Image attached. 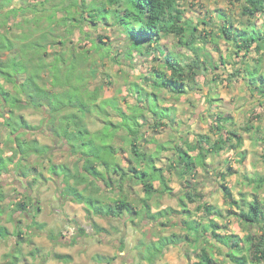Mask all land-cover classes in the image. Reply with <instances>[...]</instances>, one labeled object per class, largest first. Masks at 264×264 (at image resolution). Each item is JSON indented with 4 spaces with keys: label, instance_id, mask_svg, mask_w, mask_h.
I'll use <instances>...</instances> for the list:
<instances>
[{
    "label": "trees",
    "instance_id": "trees-1",
    "mask_svg": "<svg viewBox=\"0 0 264 264\" xmlns=\"http://www.w3.org/2000/svg\"><path fill=\"white\" fill-rule=\"evenodd\" d=\"M180 1L104 0L97 6L89 5L88 7L83 3L81 10L76 9L80 17H70L79 24L88 21L96 25L101 19L107 20L109 15H113L115 25L123 30L129 39L127 56H131V51L134 49L157 51L161 56L154 57L161 64L159 67H154L151 76L142 77L146 85L148 84L154 91L148 90L145 85L133 83L129 87V93L135 96L138 102L133 104L127 102V111L118 105L115 98L97 101V89L92 91L86 89L85 77L78 82H72L71 77L74 71L73 75L69 76L70 64L59 61L56 57L53 61L47 62L42 57L35 56V45L41 47L43 44L30 40L22 45L20 53H12L13 40L2 34L3 36L0 37V119H2V125L9 129V139L14 144V152L6 157V162L14 164L13 171L25 178L33 170V167H29L26 163L22 166L21 163L26 158L34 154L44 160L52 154L51 150L54 146L41 143L37 138L31 140L19 138L22 133L20 129L27 131L38 129L27 123L26 119L18 113L27 105H32L47 113L48 124L46 125L50 129V134L62 143H66L68 153L76 157L71 167L65 163H50L48 170H51L55 176L64 178L63 190L60 192L62 198L86 204L89 220H91V212L113 218H123L126 212L132 221L135 218L140 221L149 218L157 223L159 219H168L176 213L178 218L176 224H181L183 233L172 232L169 235H159L156 240L146 245L142 258L153 263L163 255L167 247L183 243L185 246H190L196 253L197 259L192 264H226L227 262L264 264V202L256 193H253V197L249 200L241 191L239 196L235 197L231 188L226 183H221L224 202L228 205L223 210L205 201L206 194L201 191L200 181L197 180L198 169L202 168L209 172L206 160L210 155L219 154L227 148L237 149L243 143L242 135L236 130L222 132L224 122L229 121V115L217 113L215 129L220 135L216 139H211L208 133H195V138L183 139L181 143L174 140L170 146L157 143L152 152L144 150L139 143L143 138L141 129L144 123L149 124L148 128L159 129L176 122L174 107L165 106L157 91L165 90L173 95H181L189 82L192 86L196 85V76L201 70L204 71L208 68L207 66L214 69L218 67L209 53H204V58L201 59L199 54L202 47L197 48L196 44L203 42L205 37L201 38L197 26L190 18H185ZM238 1L241 5V14L247 22L242 23L240 27H234L226 13L218 12L217 16L222 24L218 26L217 34L231 42V46L234 47L233 54L242 52L243 56L247 57L251 52L259 53L260 56L256 58L254 65L246 60L243 69L241 71L235 69L232 76H243L253 86V90L264 96V73L261 71V56L264 55V20L261 27H258L254 20L258 15L264 17V0ZM18 11L19 9L15 8L7 10L9 16L16 15ZM84 12L89 19L84 17ZM167 36L176 37L179 43L193 49L195 57L184 64L179 57L167 52L160 44L161 39ZM97 38L102 42V36L98 35ZM24 48L29 50V54L24 52ZM6 51L11 54L3 58L1 54ZM221 61L225 62L222 58ZM59 62H63L64 71L61 70ZM73 62L75 65L78 63L75 59L71 61ZM160 65L163 66L160 67ZM49 66L54 69L58 77L54 76V79H51L48 74L41 75V72L47 70ZM19 74H22L23 78L17 82ZM5 82L11 83L14 89H9ZM107 106L117 112L119 121L114 122L106 118L109 116ZM93 109L105 118L102 119V127L94 130L90 128L86 116V112L92 113ZM140 118H143V121H140ZM147 118L152 121H147ZM243 128L249 131L252 125L247 124ZM120 130L125 131L126 135L123 138L132 155L127 166L117 161L118 148L122 147L114 146V137ZM166 150L172 151L168 163L165 167L157 166L156 160L161 152ZM80 161L83 163L79 164ZM6 162L0 155L3 168L7 167ZM165 171L175 174L181 180L182 188L176 195L179 209L167 207L152 212L150 200L155 194L172 193ZM35 172H37L35 181L38 176L45 179L43 172L38 171L36 167ZM231 172L233 170L229 166L226 171L220 172V178L225 181ZM250 180L255 181L257 187L264 185V175ZM156 181L159 187L156 186ZM128 183L130 186L140 185L143 197L131 199L127 196L123 186ZM80 185H83V188L80 189ZM102 191H105L104 199L98 197ZM109 191L117 194L109 195ZM6 196V192L0 185V216L4 212L3 202ZM189 204L196 205L191 209ZM32 205L30 197L27 196L26 200L20 199L15 203V210L25 213ZM194 210L201 211L202 217L196 218ZM203 216L207 217L206 221H203ZM227 218H235L244 227L256 225L260 233H247L242 236L230 231V222ZM91 225L97 232L107 231L95 222ZM84 233L83 228L77 227V236ZM9 234L8 228L0 224V238H5ZM15 235L19 239L23 238L20 231H17ZM75 241L76 238L70 242ZM121 242L120 249L123 248V238ZM208 243L210 248L215 247L220 250L222 261L215 260V253L207 247ZM142 245H145L144 240L139 241V246ZM10 257L11 264L19 262L18 255ZM57 257L61 256L57 255ZM113 258L99 254L94 257L100 262L99 264L110 263V259Z\"/></svg>",
    "mask_w": 264,
    "mask_h": 264
},
{
    "label": "rangeland",
    "instance_id": "rangeland-1",
    "mask_svg": "<svg viewBox=\"0 0 264 264\" xmlns=\"http://www.w3.org/2000/svg\"><path fill=\"white\" fill-rule=\"evenodd\" d=\"M102 1L104 0H0V14H2L0 16V37L6 35L13 40L12 53H20L22 45L30 40L43 44L41 47L35 45V56L42 57L47 62L53 61L56 57L59 61L70 64L68 67L69 76H72L74 71V75L71 77L72 82H78L85 77L87 79L86 89L88 88L89 91L97 89V101L112 97L117 100L123 110L127 111V102L131 104L138 102L137 98L133 95L130 96L129 93V87L133 83L145 85L148 90L154 91L152 87L146 85L142 77L151 76L154 67H159L161 64L154 57L161 56L157 51L136 49L131 51V56H127L129 39L127 34L115 25L113 15H109L107 20L101 19L96 25H92L88 21L79 24L78 21L71 19L80 17V13L76 9L81 10L83 3L88 7L89 5L97 6ZM180 4L185 18H190L197 26L201 38L205 37L203 42L196 44L197 48L202 47L199 54L201 59L204 58V53H209L212 55V61L218 67L214 69L207 66V69L201 70L196 76V85L192 86L189 82L185 92L181 95H173L165 90L157 91L165 106L174 107L177 122L169 123L167 128L161 127L163 130L159 132L152 128H143V135L146 141H152L154 144L161 142L166 146H170L174 140L181 143L183 139L195 138V133H208L211 139H216L220 135L215 129L217 113L229 115V121L224 122L222 132L226 133L230 129L236 130L242 135L243 143L237 149L227 148L219 154L208 157L209 172L201 169L197 176V180L200 181L199 186L206 194L205 201L223 210L226 209L228 205L224 202L220 187L221 183H226L235 197H238L241 191L249 200L253 197V193H256L258 198L264 202V185L257 187L256 182L250 180L264 175V96L253 90V86L243 76H232L235 69H240V71L243 69L246 60L254 65L256 58L260 55L255 52L249 53L247 57L243 56L242 52L233 54L234 47L231 46V42L217 34L219 33L218 26L222 24L217 16L218 12L226 13L234 27H240L242 23L247 22L241 14L240 1L181 0ZM12 6H18L19 11L16 12V15L9 16L7 10ZM83 15L89 19L86 12ZM254 20L258 27H261L264 17L258 15ZM98 35L102 36L103 43L97 38ZM160 44L167 52L179 57L184 64L195 57L194 50L179 43L176 37H163ZM24 52L29 54L27 49ZM10 54L11 52L6 51L1 56L7 58ZM261 57V71L264 73V55ZM221 58L225 62H222ZM74 59L78 61L76 65L74 62L71 63ZM63 62H59L62 71H64ZM162 66L160 65V67ZM20 73L22 72L20 71ZM47 74L51 79H54V76L58 77L50 66L41 72L43 76H47ZM17 77V82H19L23 75L19 74ZM5 84L9 89H14L11 83L5 82ZM107 108L109 116L106 118L114 122L119 121L117 112L110 106ZM18 113L26 119L27 123L38 128L36 131L20 129L22 132L19 136L20 139L37 138L41 143L54 146L51 150L52 154L50 156L46 154L48 157L44 160L34 154L26 158L21 163L22 166L26 163L29 167H33V170L25 178L18 176V172L13 171L14 164L6 162V157L11 156L14 152V144L9 139V129L2 125V119H0V155L7 165L6 168H3L4 166L0 163V185L6 188L7 195L3 202L4 212L0 217V224L15 234L18 230L17 221L22 220V229L19 228L18 231L21 232V235L24 233L27 236L26 230L29 227H23V225L31 223V216L35 214L34 208L29 206V212L27 210L25 213H19L15 210V203L20 199L26 200L29 196L30 202L35 205L40 201L44 203L43 207L46 205V210L47 206L49 207L48 213L44 212L43 217L36 219L39 222H45L46 226L43 230L38 228L32 230L35 234V241L40 247L36 253L38 256L36 264L46 263V261V264H99L100 262L94 259L98 252L99 254L114 255V258L110 259V263L102 262L101 264H192L197 259L192 248L183 243L170 245L164 250L163 255L153 263L141 256L145 254L146 245L150 241L156 240L159 235H169L172 232L183 233L181 224H176L178 220L176 213H173L168 219H159L157 223L149 218L143 221L137 220L136 227L131 225L127 218L98 220L111 230L110 234L96 233L87 221L86 215L82 214V211L80 213L79 209L68 213L67 217L64 216L61 204L66 198H62L60 193L64 186L62 177L52 174L51 170H48V166L50 163H65L71 167L76 161V157L68 153L66 143H62L50 134V129L46 125L48 124L46 121L48 115L44 110L27 105ZM86 116L92 130L99 128L102 124L101 120L105 119L94 109L92 113L86 112ZM247 124L252 125V129L249 131H245L243 128ZM186 131L188 132L186 133ZM125 135V131L120 130L114 137V146L122 147L118 148V158L124 159V161L121 159L122 163L128 165L127 158H132V155L129 146L124 141ZM146 141H141L144 144L143 149H150L151 144ZM171 153L170 150L162 151L161 155L164 160L157 161V166L165 167ZM82 163V161L79 162V164ZM229 166L232 167L233 172L229 173L226 180L223 181L220 178V172L226 171ZM35 167L45 175V179H41V182L35 183ZM165 174L169 179L172 193H157L150 203L161 208L179 209L176 195L182 188L181 180L169 171H165ZM155 184L159 187L157 181ZM132 186H135L136 192H139L138 185ZM19 196L20 199H17ZM132 197L137 199L135 195ZM195 205L190 204L189 206L192 209ZM201 215V211H196V218L202 217ZM69 216L73 220H69ZM203 217V221H206L207 217ZM228 219L230 231L242 236L247 233H260V229L256 225L244 227L235 218ZM51 220L54 221V224H50ZM162 222L165 224H161ZM77 227L83 228L85 233L77 236ZM47 230L48 234H46ZM102 237L108 244L103 245L99 242ZM16 238L18 237L8 236L5 240L0 241L2 264H11V258L7 262V258L3 255L14 247ZM74 238L76 241L71 243L70 241ZM122 238L124 240L123 248L120 249ZM141 240H145V245L139 246ZM208 245L207 247L210 248ZM30 247L24 243L23 254L26 255L23 250L28 251ZM118 249L119 252L115 253ZM210 249L215 253V260L222 261L220 250L215 247ZM56 253H68L71 259H68L67 262L62 261L63 263L58 262L54 259ZM115 254L119 256L115 257ZM44 258L47 260L42 261ZM17 264H23L22 260L20 259Z\"/></svg>",
    "mask_w": 264,
    "mask_h": 264
},
{
    "label": "crops",
    "instance_id": "crops-1",
    "mask_svg": "<svg viewBox=\"0 0 264 264\" xmlns=\"http://www.w3.org/2000/svg\"><path fill=\"white\" fill-rule=\"evenodd\" d=\"M9 8H15V9H18V6H12V7H9ZM20 8V7H19ZM130 96H132V95H130ZM124 111H126V110H124ZM150 114H148V116H149ZM118 117V120H120V117L119 116H117ZM176 119H177V117H176ZM147 121H149V122H151L152 120L150 119V118H147L146 119ZM140 121H143V118H140ZM177 122V121H176ZM101 125H100V127L99 128H101L102 127V125H103V122H102V120H101ZM148 125L149 124H147V123H144V125L142 126V129L143 128H148ZM90 126V125H89ZM164 128H167V127H164ZM96 129H98V128H96ZM141 129V130H142ZM161 130H163V128H159V129H155V131L156 132H159V131H161ZM141 141H146V138H145V136L143 135V138L139 141V143L141 144V146L144 148V144L141 142ZM146 142H149L150 144H151V147H149L150 149H144V150H146V151H154V149H155V147H156V144H154V142H152V141H146ZM148 143V144H149ZM153 143V144H152ZM157 143H161V142H157ZM164 152V151H163ZM162 153V152H161ZM121 159L122 158H117V161H119V162H121L122 163V161H124V159H122V161H121ZM129 159L130 158H127V162L129 163ZM164 159H162V155L160 154V157L156 160V164H157V161H163ZM206 161H208V159L206 160ZM125 163V162H124ZM122 165H125V164H123L122 163ZM125 166H127V165H125ZM208 168V167H207ZM202 168H200V169H198V174L200 173V170H201ZM203 170H205V169H203ZM198 174H197V176H198ZM43 175H44V173H43ZM35 176H37V172H35ZM45 176V175H44ZM41 177H39L38 176V178H37V180L35 181V183L36 182H41ZM48 180V179H47ZM63 180V179H62ZM139 187H138V189H139V192H136V190H137V188L135 187V186H130V185H128V184H124V186H123V188H124V193L127 195V196H129L131 199L133 198L132 197V195H135V197L136 198H140V197H143V192H142V190L140 189L141 188V186L140 185H138ZM79 188L81 189V188H83V185H80L79 186ZM1 189L4 191V192H6L5 190H6V188H4V186H2L1 185ZM200 189V188H199ZM201 190V189H200ZM202 191V190H201ZM204 193V192H203ZM108 194L109 195H113V196H115L117 193H111L110 191L108 192ZM98 197H100V198H102V199H104V197H105V191H102L99 195H98ZM17 199H20V196L17 198ZM134 199V198H133ZM42 204H44L43 202H38L36 205L33 203V205H32V207L34 208L33 209V212L35 213L33 216H31V218L32 219H30L31 220V223H25L24 225H23V227H29L28 228V230H26V234H27V236L26 235H24V233L22 234V239H19V238H16L15 240V245H14V247L10 250V251H8L6 254H4L3 255V257L5 256L6 258H7V262H8V259H9V261H10V256H12V255H18V257H19V262H20V259L22 260V263L23 264H36L35 262H36V259L38 258V256H37V251H39L40 250V247H39V245L36 243V241H35V234H33V231L32 230H35V228H38L39 230H43V228L46 226V223L45 222H39V221H37L36 219L37 218H41V217H43L45 214H44V212L45 213H48L49 212V207L47 206V210L45 209V207H46V205L43 207V205ZM190 205V204H189ZM151 207H152V212H155V211H157V210H159V209H164V208H161L160 206H156V205H153V204H151ZM61 208H63V214H64V216H66L68 213H73V212H75V210H80V213H81V211H82V214L84 213L85 215H86V219H87V221L90 223V225H91V223L92 222H95L97 225H99V226H101V227H103V228H105L107 231L105 232V233H108V234H110V229H107V227L106 226H104V225H102V223L101 222H99L98 220H102V219H108V218H110V219H112L113 217H107V216H100V215H95V214H92V212L90 213V219L91 220H89V218H88V215H87V212H86V208H87V206H86V204H84V203H82V202H77V201H74V200H70V199H65L64 200V202L61 204ZM27 212H29V210L27 211ZM50 212H51V210H50ZM59 213V212H58ZM3 214V213H2ZM2 214H1V216H2ZM60 214V213H59ZM29 215V214H28ZM31 215V214H30ZM60 215H62V214H60ZM0 216V217H1ZM25 217H27V216H25ZM48 217H50V216H48ZM67 217V216H66ZM53 218V217H52ZM123 218H127V220L131 223V225H133L134 227H136V221H137V219L135 218L134 219V221H132V219L128 216V214L125 212L124 213V215H123ZM123 218H118V219H123ZM68 219L69 220H73L70 216L68 217ZM113 219H117V218H113ZM33 221V222H32ZM33 223V225H31ZM17 224H18V226H17V228H18V230H20L19 228H21V225H22V220L20 221V220H18L17 221ZM50 224H54V221L53 220H51V223ZM51 226H53V225H51ZM92 226V225H91ZM6 227V226H5ZM22 229V228H21ZM53 229H55V228H53ZM9 230V229H8ZM17 230V231H18ZM50 230V229H49ZM10 231V230H9ZM138 231V230H137ZM48 232V230L46 231V234H48L47 233ZM96 233H99V232H97V231H95ZM103 232V231H102ZM35 233V232H34ZM43 234H45V233H43ZM15 234L13 233V231H10V234L8 235V236H13V237H15L14 236ZM8 236L7 237H5V238H0V241L1 240H5L6 238H8ZM17 237V236H16ZM145 241V240H144ZM101 244H108L105 240H104V238L102 237L101 239H100V241H99ZM19 243V244H18ZM24 243H26V244H28V245H30L31 247H30V249L28 250V251H26L25 249L23 250L25 253H26V255L25 254H23V252H22V247H23V244ZM119 252V249H118V251H116L115 253H118ZM195 253V252H194ZM98 254H99V252H98ZM57 255H60L61 257H57ZM97 255V254H96ZM99 255H102V256H106V257H113V256H110V255H108V254H99ZM119 255L118 254H115V257H118ZM41 257L43 258V256L41 255ZM47 258V257H46ZM52 259V258H51ZM54 259H56V260H58V262H62V261H65V262H67L68 261V259L70 260L71 258H70V255L68 254V253H63V254H61V253H56L55 254V258ZM144 259V258H143ZM159 259V258H158ZM157 259V260H158ZM43 260H47V259H42V261ZM146 260V259H145ZM49 261V260H48ZM148 261V260H147ZM156 261V260H155ZM46 263H47V261H46ZM46 263H40V264H46ZM63 263V262H62ZM0 264H2L1 263V258H0ZM65 264V263H64Z\"/></svg>",
    "mask_w": 264,
    "mask_h": 264
}]
</instances>
